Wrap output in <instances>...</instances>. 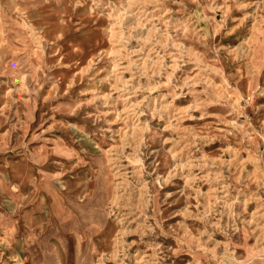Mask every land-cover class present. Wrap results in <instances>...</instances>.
<instances>
[{"label":"rangeland","instance_id":"1","mask_svg":"<svg viewBox=\"0 0 264 264\" xmlns=\"http://www.w3.org/2000/svg\"><path fill=\"white\" fill-rule=\"evenodd\" d=\"M37 263L264 264V0H0V264Z\"/></svg>","mask_w":264,"mask_h":264},{"label":"bare ground","instance_id":"2","mask_svg":"<svg viewBox=\"0 0 264 264\" xmlns=\"http://www.w3.org/2000/svg\"><path fill=\"white\" fill-rule=\"evenodd\" d=\"M16 31H17V30H16ZM1 57H2V55H1ZM2 60H3V59H2ZM100 184H101V183H100ZM96 190H97V189H96ZM90 208H91V207H90ZM83 211H85V210H83ZM81 212H82V211H81ZM90 212H91V211H90ZM90 212H89V213H90ZM87 213H88V212H87ZM93 214H94V213H93ZM79 215H80V214H79ZM81 215H82V214H81ZM97 216H98V215H97ZM100 216H101V215H100ZM93 219H94V218H93ZM75 220H76V219H75ZM75 220H74V221H75ZM103 220H104V219H103ZM67 222H68V221H67ZM67 222H66V223H67ZM77 222H78V221H77ZM94 222H95V221H94ZM64 223H65V222H64ZM84 223H85V222H84ZM84 223H83V225H84ZM90 224H91V223H90ZM81 225H82V223H81ZM65 226H66V225H65ZM65 226H64V227H65ZM70 226H71V224H70ZM62 227H63V226H62ZM81 227H82V226H81ZM84 227H85V226H84ZM71 228H72V227H71ZM82 229H83V228H82ZM86 229H87V228H86ZM86 229H83V230H86ZM62 230H63V228H62ZM70 230H71V229H70ZM70 230H69V231H70ZM77 231H78V230H77ZM75 232H76V230H75ZM85 233H86V232H85ZM85 233H84V234H85ZM53 234H54V233H53ZM64 234H65V233H64ZM85 235H86V234H85ZM55 237H56V236H55ZM81 237H82V236H81ZM58 238H59V237H58ZM61 238H62V237H61ZM61 238H60V239H61ZM57 240H59V239H57ZM61 241H63V240H61ZM90 241H91V240H90ZM50 259H51V258H50ZM42 260H43V259H42ZM51 262H52V261H51ZM51 262H50V263H51ZM41 263H42V262H41ZM37 264H38V263H37ZM259 264H260V263H259Z\"/></svg>","mask_w":264,"mask_h":264}]
</instances>
